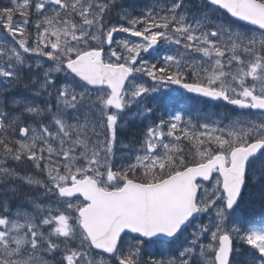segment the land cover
<instances>
[{"label": "snow or ice", "instance_id": "snow-or-ice-1", "mask_svg": "<svg viewBox=\"0 0 264 264\" xmlns=\"http://www.w3.org/2000/svg\"><path fill=\"white\" fill-rule=\"evenodd\" d=\"M0 264H264V0H0Z\"/></svg>", "mask_w": 264, "mask_h": 264}, {"label": "flooded vegetation", "instance_id": "flooded-vegetation-1", "mask_svg": "<svg viewBox=\"0 0 264 264\" xmlns=\"http://www.w3.org/2000/svg\"><path fill=\"white\" fill-rule=\"evenodd\" d=\"M190 105H191V108H193L194 106L198 107L199 110H210L211 109V106L212 105H205V104H202L199 100L195 99V98H192L190 99ZM184 104L185 102L182 101ZM194 110V109H193Z\"/></svg>", "mask_w": 264, "mask_h": 264}, {"label": "rangeland", "instance_id": "rangeland-1", "mask_svg": "<svg viewBox=\"0 0 264 264\" xmlns=\"http://www.w3.org/2000/svg\"><path fill=\"white\" fill-rule=\"evenodd\" d=\"M144 2H146V0H140V3H141V4H143ZM118 38H119V37H118ZM190 101H191V100L186 101L185 104L181 102L179 106H180V107H185V106H187L191 111H193V109H194L195 111H196V110H199L198 107H196V106H194L193 108H191ZM210 110H216V109H214L213 106H211V109H210ZM133 131L135 132V131H137V130L134 129ZM122 140H123L124 143H127V142H128V140H127L125 137H122ZM118 155H119V153H118Z\"/></svg>", "mask_w": 264, "mask_h": 264}, {"label": "trees", "instance_id": "trees-1", "mask_svg": "<svg viewBox=\"0 0 264 264\" xmlns=\"http://www.w3.org/2000/svg\"><path fill=\"white\" fill-rule=\"evenodd\" d=\"M134 134V131H129V132H125L122 134V137H125L127 140L132 139ZM257 212L259 211V209L256 210Z\"/></svg>", "mask_w": 264, "mask_h": 264}]
</instances>
